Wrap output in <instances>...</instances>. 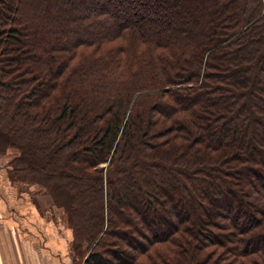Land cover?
Returning <instances> with one entry per match:
<instances>
[{
	"label": "trees",
	"instance_id": "16d2710c",
	"mask_svg": "<svg viewBox=\"0 0 264 264\" xmlns=\"http://www.w3.org/2000/svg\"><path fill=\"white\" fill-rule=\"evenodd\" d=\"M0 155L83 264H264V0H0Z\"/></svg>",
	"mask_w": 264,
	"mask_h": 264
},
{
	"label": "crops",
	"instance_id": "0c3cea01",
	"mask_svg": "<svg viewBox=\"0 0 264 264\" xmlns=\"http://www.w3.org/2000/svg\"><path fill=\"white\" fill-rule=\"evenodd\" d=\"M72 241L64 209L0 164V264H76Z\"/></svg>",
	"mask_w": 264,
	"mask_h": 264
},
{
	"label": "rangeland",
	"instance_id": "374dc122",
	"mask_svg": "<svg viewBox=\"0 0 264 264\" xmlns=\"http://www.w3.org/2000/svg\"><path fill=\"white\" fill-rule=\"evenodd\" d=\"M74 2V1H73ZM169 4H171L170 2H169ZM85 8H90V5H88V3H86L85 4ZM65 13H69V11H67V12H65ZM8 157V156H7ZM6 158H4L3 156H1L0 155V164H1V166L3 167V168H5L6 169V171H8L9 170V166L7 165V159L5 160ZM103 166H106V164L105 165H103ZM9 175V174H8ZM36 187V186H35ZM60 208V207H59ZM62 209V208H61ZM65 211V210H64ZM211 211H212V214H210L209 213V217H208V219L210 220V221H213V216L216 214V212L217 211H221V212H223V210H222V206H221V204L219 203V202H216L215 203V206H214V208H211ZM243 219H245L244 217L241 219V220H243ZM84 257V253H82V254H80L77 258H76V260H75V262H76V264H82V261H83V258Z\"/></svg>",
	"mask_w": 264,
	"mask_h": 264
}]
</instances>
